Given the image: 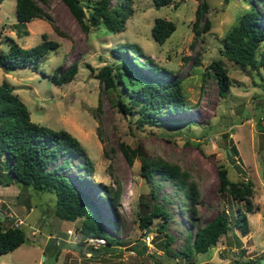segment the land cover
Here are the masks:
<instances>
[{"label": "rangeland", "instance_id": "1", "mask_svg": "<svg viewBox=\"0 0 264 264\" xmlns=\"http://www.w3.org/2000/svg\"><path fill=\"white\" fill-rule=\"evenodd\" d=\"M80 1L87 13L95 0ZM119 1L112 0L111 5ZM250 1L205 0L207 10L198 28L207 19L209 30L196 36L193 25L198 0H173L160 7L152 0H133V13L118 33L103 25L84 32L63 0L39 1L52 16V23L34 19L18 25L16 0H3L0 52L7 51L11 41L24 48L34 46L43 33L60 45L44 56L37 68L30 64L10 73L0 68V82L9 83L33 122L68 131L85 149V155L71 158L72 167L64 174L97 206L106 233L119 243L112 247L100 243L95 248L99 254L85 253L81 248V243L87 247L79 231L81 219L71 223L56 217L55 194L23 187L4 177L5 163L0 160V220L12 217L26 234L18 248L0 254V264H235L238 259L241 264L248 260L264 264L256 262L264 259V69L257 72L234 64L221 53L225 35L243 13L254 8L264 24V5L259 0ZM156 18L176 25L162 44L151 34ZM121 44H137L143 54H134L128 46V62H121L112 51ZM263 49L264 42L256 50L257 59ZM133 58L142 67L123 77L128 89L121 85L104 89L96 77L98 71L114 64L125 73L124 68L135 65ZM148 59L167 71L154 74ZM214 60L224 62L232 81L224 97L219 95L215 79L205 75ZM74 61L78 64L74 79L54 85L50 76ZM140 73L179 79L187 109L165 110L160 118L170 122L161 126H138V113H119L115 107L118 94L127 98L131 89L139 87ZM121 142L137 148L138 154L126 160L119 148ZM85 157L92 162L91 171L83 167ZM158 157L179 165L189 173V181L197 183L195 211L172 180L159 172L150 180L141 175L142 158ZM65 158L62 156L57 164ZM219 168H226L233 181L252 182L254 213H246L247 234L233 226L239 211H245V201L218 191ZM107 188L121 189L118 206L110 205ZM140 203L152 210L162 206L169 212L163 232L158 231L161 217H155L148 229H140ZM218 212L228 216L231 229L205 253L193 252V235ZM165 233L172 237L168 246L171 255L163 251ZM135 246L143 253L135 251Z\"/></svg>", "mask_w": 264, "mask_h": 264}, {"label": "trees", "instance_id": "2", "mask_svg": "<svg viewBox=\"0 0 264 264\" xmlns=\"http://www.w3.org/2000/svg\"><path fill=\"white\" fill-rule=\"evenodd\" d=\"M43 0H16L15 14L18 25H24L34 19H43L52 23V16L40 5ZM112 0H95L90 10L86 13L80 0H63L70 13L84 32L92 27L103 25L110 32L118 33L125 29V22L133 13V0H120L119 3L111 5ZM157 7L170 5L173 0H152ZM196 10V22L193 25L195 35L198 36L209 30V22L205 19L201 28L198 23L207 10L205 0H198ZM250 1V0H249ZM264 5V0H259ZM3 0H0V4ZM251 2V1H250ZM56 30V27H54ZM176 25L173 21L164 18H156L151 28L153 39L162 44L174 32ZM264 42V24L261 23V16L254 8L246 11L239 17V22L233 26L225 35L222 43V55L230 62L255 70L264 69V49L259 59L256 58V50ZM59 43L49 39L47 34L41 35L39 43L29 48H24L16 41H11L7 51L0 52V68L5 73L12 70L34 65L36 68L44 56L55 52ZM130 46L138 56L143 54L137 44H121L112 51L121 62H128L127 47ZM150 62V69L154 74L166 72V68ZM135 65H129L125 73L114 64L103 66L96 77L104 89H117V85L128 89L123 77L129 72L139 70L142 63L133 58ZM89 66V65H88ZM125 67V65H124ZM130 68V69H129ZM211 71V72H209ZM78 72V64L74 61L64 70H56L50 76L54 85L60 86L72 81ZM42 74H46L42 71ZM205 75L215 79L218 86V93L224 97L230 86L231 79L228 69L222 60L212 61ZM141 85L130 90L129 96L123 98L118 94L115 107L122 115H134L138 113L137 125L161 126L170 122L169 119L160 118L165 110H185L187 105L179 79L167 80L156 78L146 73L139 74ZM100 138V137H99ZM119 148L129 160L138 154L137 148H130L124 143H119ZM58 164L57 161L65 156ZM85 155V149L79 141L66 130H55L50 127L35 123L30 118V112L17 94L12 92L6 80L0 82V160L5 163L4 177L9 176L23 187L32 188L36 191L55 194V207L53 214L68 222H75L81 219L79 231L86 238L104 239L106 246L118 245L113 237L109 236L98 212L97 206L86 195L82 189L70 179L65 171L71 169V158ZM88 171L92 170V162L85 157ZM159 172L163 177L172 180L179 189L184 191L190 202L193 211L199 200L197 183L189 181V173L182 170L179 165L163 160L162 158H142L140 173L146 180L152 179L154 173ZM218 191L227 193L233 198L245 201V211H239L233 222L243 234L249 232V225L246 213H254L251 196L253 194L252 182L233 181L228 178L226 168H219ZM7 184H10L8 182ZM151 195L154 196V189L151 188ZM121 198V189L107 188V199L112 206H118ZM148 206V205H147ZM149 207V206H148ZM149 214L142 216L138 213V223L142 230L148 229L155 217L163 219L158 228L163 232L165 224L170 218L169 212L162 206L151 207ZM231 229L230 220L224 212H218L201 229H198L190 242L191 249L195 253H205L210 247L216 245L219 238L226 235ZM166 244L163 248L167 254H172L169 244L172 237L165 233ZM26 239L24 230L14 223L12 217L6 216L0 220V254L7 253L18 248ZM80 245V244H79ZM82 245V243H81ZM82 250V249H81ZM140 254L142 249L134 248ZM248 260L246 264H252ZM241 264V263H239Z\"/></svg>", "mask_w": 264, "mask_h": 264}, {"label": "water", "instance_id": "3", "mask_svg": "<svg viewBox=\"0 0 264 264\" xmlns=\"http://www.w3.org/2000/svg\"><path fill=\"white\" fill-rule=\"evenodd\" d=\"M139 212L142 216H146L150 212V208L146 204H139ZM81 248L84 249L85 253H89L90 255H97L100 253V250H95L90 247H84V245H81ZM264 263V261H261Z\"/></svg>", "mask_w": 264, "mask_h": 264}, {"label": "built area", "instance_id": "4", "mask_svg": "<svg viewBox=\"0 0 264 264\" xmlns=\"http://www.w3.org/2000/svg\"><path fill=\"white\" fill-rule=\"evenodd\" d=\"M84 242H85V244H87V247L95 249L100 243H104L105 240L104 239L86 238Z\"/></svg>", "mask_w": 264, "mask_h": 264}, {"label": "crops", "instance_id": "5", "mask_svg": "<svg viewBox=\"0 0 264 264\" xmlns=\"http://www.w3.org/2000/svg\"><path fill=\"white\" fill-rule=\"evenodd\" d=\"M260 261H264V259L262 258L261 260H258L256 262H260ZM239 263H241V260L240 259L235 260V264H239Z\"/></svg>", "mask_w": 264, "mask_h": 264}]
</instances>
